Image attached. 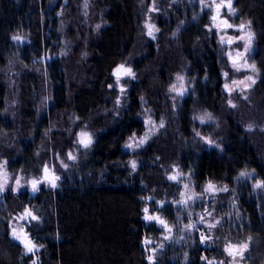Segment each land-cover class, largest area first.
<instances>
[{
	"label": "trees",
	"instance_id": "trees-1",
	"mask_svg": "<svg viewBox=\"0 0 264 264\" xmlns=\"http://www.w3.org/2000/svg\"><path fill=\"white\" fill-rule=\"evenodd\" d=\"M63 1L0 0V69L14 56L25 64L40 59L57 41L53 47L63 50L62 40L68 42L67 37L76 34L74 47L83 51L82 57L76 61L71 57L76 53L73 45L66 47L70 57L57 59L47 74L54 82L56 98L66 102L80 120L92 121L98 137L84 160L82 180L65 183L56 191L44 189L31 201L40 218L30 228L41 247L38 251L26 253L0 218V264H230L224 249L241 243L248 248L243 261H237L264 264V187L255 186L264 184V123L257 124H263L262 128L249 130L226 104L221 50L214 33L208 31L206 15L198 16L199 6L193 8L185 2L183 6L175 4L170 12L165 10L167 14L157 21V42L138 46L143 55L134 66L137 80L130 83L120 115H116L109 113L118 92L113 71L133 49L144 14L138 13L136 0H92L103 24L98 30L88 29L79 21L82 0H68L61 17L49 20ZM234 7L239 17L250 22L256 37L259 81L251 89L249 104L264 117V0H235ZM182 20L188 21L190 28L180 29L179 35L172 37L176 22ZM19 34L30 42L17 49L12 37ZM42 65L38 63L36 68L43 69ZM183 71L194 81V88L190 96L173 104L169 86ZM22 80L24 130L31 133L37 120L28 95L32 81L37 80L29 75ZM143 101L156 119L164 118L166 123L143 151L145 166L132 174L123 147L132 134L144 130L139 118ZM4 106L5 86L0 81V134ZM203 113L212 114L217 124L194 120ZM201 137L221 146L223 156ZM32 156L25 157L26 163L38 164L39 157ZM176 169L189 176L190 194L196 195L190 206L175 205L183 187L168 176ZM248 170L254 173L252 181L237 182V175ZM209 182L227 190L214 191L209 198L205 191ZM147 196L164 202L162 214L174 227L175 240L183 235L179 220L187 224L190 219L191 225L198 221V214L208 210L219 223L211 233L207 227L196 226L190 230L187 244L173 243L151 259L145 240H159L163 231L144 220ZM17 197L15 212L27 203V198ZM1 212L2 216L7 213ZM201 231L210 237L208 242H202Z\"/></svg>",
	"mask_w": 264,
	"mask_h": 264
},
{
	"label": "rangeland",
	"instance_id": "rangeland-1",
	"mask_svg": "<svg viewBox=\"0 0 264 264\" xmlns=\"http://www.w3.org/2000/svg\"><path fill=\"white\" fill-rule=\"evenodd\" d=\"M67 1L64 0L62 2V6L59 8L60 10L50 16L49 20L55 19L56 17H61L65 6H67ZM187 3L188 6L195 8L199 6L198 16L202 17L206 15L209 19V26H207L208 31L211 28V34L214 33L220 48V56L223 66L221 69L223 83L222 89L226 96V104L230 109L234 111L235 114L239 115L241 121L246 123L249 130L254 129L255 127L262 125H257L259 123H264V117L259 115L260 112L258 110L252 109L253 104H249L250 92L251 89L258 83L259 81V71L257 68V64L255 61V54L257 51L256 47V37L252 31L251 24L245 21L244 18H241L237 14V10L234 7L235 0H232V8L235 9V12H231L227 7L221 8L218 21H212L211 17L216 14L215 6L213 4V0H136V4L138 5V13H143L144 18L143 25L141 31L138 33L137 40L134 43L133 49L128 54V58H126L125 62L121 65H124L125 68H130L134 76L121 74V78L119 83H117V78H114V85L116 90L118 91L116 94V98L114 100L113 107L109 108V113H115L116 115H120L121 105L125 101L126 94L129 91L130 83L136 81V72L135 65L137 63L138 58H140L143 54L139 53L138 46L140 47L150 43L157 42L158 34L160 32V28L157 24L159 17L163 14H167V12L173 9L174 5L179 4V6H183V3ZM220 0H215V3H219ZM205 4L212 5L211 7H205ZM92 4V0H87V7H85V0L81 1L79 9L81 10L78 13V16L82 19L80 21L81 25L85 24L87 28H92L98 30L102 26V15L100 10ZM169 5V7H167ZM167 12H166V11ZM206 13V14H205ZM165 14V15H166ZM76 15V14H75ZM71 17V16H70ZM60 19V18H59ZM227 19L229 23L233 24V28L226 29L224 31H218L215 27H212L214 23H219V20ZM75 21H77L75 19ZM241 23L245 24V28L243 32L238 30V27ZM97 25L100 27L97 28ZM66 28V26H65ZM190 28V23L186 20L177 21L175 24V28L171 34L172 37H177L180 33V29L183 31H187ZM151 30V35H149V31ZM252 34L251 39V47L248 52L245 53L244 60L247 61L249 65L255 64L256 70L253 71L251 68H241L237 71L232 62L228 58V53L231 52L233 56H235L236 52H243L245 42L247 40V33ZM224 35L225 38L228 36L232 37H240L245 36L244 40L236 39L231 45L227 43L221 44L220 36ZM21 37L20 40H13V44L17 47V49L22 46L29 44V40L23 34L16 35ZM76 34L71 35L69 38L67 37L68 42L64 39L63 50L56 45L57 42H54L50 45V48L46 50V54L40 59H33L30 63H22L21 58L19 56L12 57L7 65L0 69V81L3 82L5 86V106L2 112V118L4 119V129L0 134V154L2 157L0 158V171H4V175L1 178L0 185H3V190L0 191V209L1 211H7L5 216L0 211V218L3 217L4 220L9 225V235L10 237L21 244L24 247L26 253H30L25 247V243L22 242L24 237L26 236L28 240L35 245V248L32 252L38 251L41 247L37 242L33 239V235L30 231V228L33 227L35 222H39L40 218L37 216L36 211L34 210V206L28 204V200L26 199V207H22L20 211L15 212L14 210L17 208V196H21L22 194L32 195L31 198H35L34 196L43 189L56 191L65 183H71L77 179L82 180V170H84L85 163L84 160L91 154V150L95 145L98 137V132L94 129V123L92 121L85 122L80 120L74 112L66 105V102L61 103L60 97L57 99L56 94L54 93L55 89H53L52 80L47 74L49 69H53L54 62L57 59H61L63 57H70V53L67 49L72 48L77 44V41L74 42V38L76 39ZM65 45V47H64ZM74 52H76L71 57L78 61L83 55V51H77V48L74 47ZM134 51L136 55L134 54ZM138 51V53L136 52ZM49 53V54H48ZM51 53H56L51 55ZM59 57V58H58ZM244 61H240L243 63ZM38 63L43 64L42 68H36ZM77 64V63H76ZM117 67V68H118ZM116 68V69H117ZM115 69V70H116ZM114 70V71H115ZM28 72V73H27ZM227 72L228 76L225 77L224 73ZM24 75H29L32 80L31 87V95H28L29 105L33 111V114L36 118V123H34V130L31 133H25L24 127L27 123L23 122V101H22V77ZM251 76L255 83L251 81H246L245 78ZM178 77H182V79H178ZM233 80L241 81L245 80L249 87H244V85H232L233 91L229 94L225 91L224 84H231ZM173 85L176 86V90L173 89ZM123 88V91H121ZM194 88V81L190 79V76L187 71H183L178 73L174 82L169 86L170 100L173 104L182 101L184 98L190 96ZM178 92H182V95H178ZM186 94V95H185ZM119 99V104H117V100ZM229 101L232 102L235 107H232L229 104ZM116 107V109H115ZM141 111L139 114V118L142 120V124L144 126V130L141 133L132 134L128 140L126 141L123 149L126 153H128V157L126 164L132 174L140 171L141 167L145 164V157L142 155L146 150L147 146H149L153 140L158 136L162 127H160L161 122L163 125L166 123L164 118L156 119L151 109L145 104L143 101L141 105ZM258 111V113H257ZM210 115L211 119H207V116ZM115 116V115H114ZM200 117H205V122L201 123ZM194 120L201 124H217L215 118L212 114L203 113L194 117ZM264 131V129H263ZM38 133V136L35 133ZM84 132L91 138V144L85 148L83 145L79 143L80 134ZM141 140H146L145 143L140 144ZM205 141L210 140L209 138H205ZM211 141V140H210ZM207 143V142H206ZM128 144H132L133 147H127ZM209 148H213L217 150V152L223 156L224 150L221 146L212 141L209 143ZM72 153L75 159H69L68 154ZM33 154L39 157L38 164L34 160V165H30L28 162L26 163L25 157H29L33 159ZM143 158V159H142ZM32 161H29L30 163ZM136 162V169L133 170L131 167V162ZM6 162V163H5ZM64 165H67L65 167ZM48 167L50 174H54L58 176L59 179L55 181L56 187L53 188L51 184L44 180V168ZM145 166V165H144ZM244 172L247 173L245 176H241L240 174ZM237 177L236 181L244 184H249L252 181L254 173L252 171H242ZM175 175L177 178L172 180L174 183L183 187V190L180 193L179 199L175 202V205H188L190 206V200H193L196 195L194 193L190 194V180L188 174H185L182 170H175L169 176ZM168 176V177H169ZM39 180L41 183L37 185V190L33 191L31 181ZM17 180H19V185H17ZM184 185H188L187 188ZM216 186V191H221L225 189V186ZM257 184H255L256 186ZM183 194V195H182ZM210 194L213 192H208V196L210 198ZM28 196V197H29ZM215 197V196H213ZM212 198V197H211ZM30 199V198H29ZM147 200V204L145 207L149 209L148 214L159 216L166 221L168 226L171 228V231L168 232L165 228L160 225L156 221H147L153 222L157 225L158 229L163 232L159 234V240L146 239L150 241V243H144V247L146 252L150 255L151 259H154L160 253L166 251L167 246L172 245L175 246L187 244V240L190 241V230L195 228L196 226L207 227L209 229V233H211V228L209 225H215L218 221L213 218L212 212L206 210L202 212V214H198V221L192 223V227H187L190 225V219L187 221V224H180L182 221L179 220L178 224L181 226L182 234L177 240H175L173 226H171L170 222L167 218H165L162 214V208L164 202L161 200H154V197L147 196L145 197ZM186 201V203L184 202ZM12 204H15L14 207ZM162 205V206H161ZM29 211L33 216H36L37 219L33 220L31 217L25 216V211ZM210 213V215H209ZM190 214V212H189ZM145 216V213H144ZM201 216H203V220H201ZM177 219V218H176ZM145 220V219H144ZM146 221V220H145ZM15 231V235L13 234ZM206 237L204 231H201L200 236ZM19 237V238H17ZM167 237V238H166ZM187 239V240H186ZM186 240V241H185ZM210 237L207 240H203L208 242ZM245 251L243 252V258L240 255L235 256V260L230 256V264H243L241 263L244 259ZM239 258V261H237ZM213 263H217L216 261H212ZM220 263V262H219Z\"/></svg>",
	"mask_w": 264,
	"mask_h": 264
},
{
	"label": "snow or ice",
	"instance_id": "snow-or-ice-1",
	"mask_svg": "<svg viewBox=\"0 0 264 264\" xmlns=\"http://www.w3.org/2000/svg\"><path fill=\"white\" fill-rule=\"evenodd\" d=\"M213 4L215 6L216 14L213 15L211 17V19L214 22L218 21L221 8L227 7L231 12H233V13L235 12V9L232 8V0H220L219 3H215V0H213ZM204 6L205 7H211L212 5L205 4ZM85 7H87V0H85ZM99 27L100 26L97 25V28H99ZM212 27H215L218 31H224L226 29L233 28L234 25L229 23L227 19H224V20H219V23H214L212 25ZM244 28H245V24L241 23L239 25V27H238V30L243 32ZM209 31H211V28H209ZM149 35H151V30L149 31ZM246 35H247V40L245 42L244 51L243 52L237 51L235 56H233L231 52L228 53V58L232 62L233 67L237 71H239L242 67L243 68H251L253 71L256 70L255 64L249 65L247 63V61L244 60L245 53L248 52L249 48L251 47V39H252V34L250 32L247 33ZM12 39L13 40H20L21 37L13 36ZM236 39L244 40L245 36H240L238 38L237 37H232V36H228L227 38H225L224 35L220 36L221 44L227 43L228 45H231ZM242 60L244 62L240 63V61H242ZM121 74L134 76V74L132 73V70L130 68H125L124 65H121L113 73V75H115L116 78H117V83H119V80L121 78ZM224 76L227 77L228 73L225 72ZM178 79H182V77H178ZM245 80L246 81H251L252 83H255V80H253V78L251 76L246 77ZM245 80H241V81L233 80L231 84L225 83L224 84L225 91H227L229 94H231V92L233 91L232 85H237V86L244 85V87H249L250 85H247L245 83ZM109 87L111 88L112 85H109ZM172 90H176V86L175 85H173V89ZM121 91H123V88H121ZM177 94L178 95H182L183 93L182 92H178ZM117 104H119V99L117 100ZM229 104L232 107H235V105H233L231 101H229ZM199 119H200L201 123L205 122V117H200ZM207 119H211V116L208 115ZM163 126H164L163 122H161L160 127H163ZM197 135L199 136L200 133L197 132ZM201 139H205V138L201 137ZM91 142H92L91 138L87 135V133L82 132L80 134L79 143L81 145H83V147L87 148L91 144ZM145 142H146V140H141L139 143L143 144ZM206 142L212 143V141H210V140H208ZM127 147L132 148L133 145L132 144H128ZM68 158L69 159H75V157L72 155V153L68 154ZM64 166L67 167V165H64ZM131 167H132L133 170L136 169V162L135 161L131 162ZM44 173H45L44 180L48 181L51 184V186L53 188H55L56 187L55 181L58 180L59 177L55 176L54 174H50L49 169H48L47 166H45V168H44ZM240 175L241 176H245V175H247V173L242 172ZM168 178L171 179V180H175L177 177L175 175H173V176H169ZM16 183H17V185H19V183H20L19 180H17ZM39 183H41V181H39V180H35L34 179V180L31 181L33 191L37 190V185ZM184 187L187 188L188 185H184ZM256 187H264V184L257 183ZM2 190H3V185H0V191H2ZM216 190H217L216 186L214 184H212L211 182L208 183V185H207V187L205 189L206 192H214ZM222 190L226 191L227 189L225 188V189H222ZM184 202L186 203V201H184ZM148 212H149V209L147 207H145L144 208V213H145L144 219L146 221H156L160 225H162L165 228L166 231H168V232L171 231V228L168 226V224L166 223V221L164 219H162L159 216L149 215ZM24 215L28 216V217H31V219H33V220L37 219L36 216H33L32 213L27 211V210L25 211ZM209 215H210V213H209ZM201 220H203V216H201ZM217 223H219V221H217ZM187 227H192V225H188ZM209 227H215V225H209ZM13 234L15 235V231H14ZM17 238H19V237H17ZM201 239H202V242H203V240L207 239V237L203 236V234H202ZM22 242L25 243V247L27 248V250L29 252H32L33 249L35 248V245H33L32 242L30 240H28L26 236L24 237V240ZM145 243H150V241L145 240ZM247 248H248V245L246 243H241L239 245L229 244L224 250H225V252H227V254L229 256L233 257V260H235V256L236 255H240L241 258H243V252L246 251ZM33 264H35V262H33ZM208 264H213V262L209 261ZM221 264H223V262H221Z\"/></svg>",
	"mask_w": 264,
	"mask_h": 264
},
{
	"label": "flooded vegetation",
	"instance_id": "flooded-vegetation-1",
	"mask_svg": "<svg viewBox=\"0 0 264 264\" xmlns=\"http://www.w3.org/2000/svg\"><path fill=\"white\" fill-rule=\"evenodd\" d=\"M119 65H120V64H119ZM119 65H118V66H119ZM118 66H117V67H118ZM117 67H116V68H117ZM116 68H115V69H116ZM115 69H114V70H115ZM114 72H115V71H113V73H114ZM114 77H116V76L114 75ZM185 95H186V94H185ZM3 175H4V171H0V181H1V178H2ZM43 190H44V189H43ZM43 190H41V191H43ZM41 191H40V192H41ZM40 192H38V193H40ZM38 193H37L34 197H36V196L38 195ZM28 196H29V195H27V194H22V195H21L22 198H27V199L29 200V201H28V202H29V205H32V204H31V201L33 200V198H31L32 195H30L29 197H28ZM29 198H30V199H29ZM24 207H26V205H25Z\"/></svg>",
	"mask_w": 264,
	"mask_h": 264
}]
</instances>
